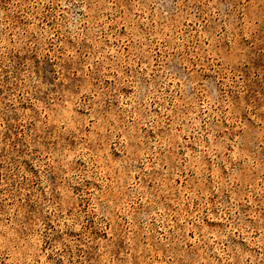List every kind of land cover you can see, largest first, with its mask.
I'll return each instance as SVG.
<instances>
[{
	"label": "rangeland",
	"instance_id": "obj_1",
	"mask_svg": "<svg viewBox=\"0 0 264 264\" xmlns=\"http://www.w3.org/2000/svg\"><path fill=\"white\" fill-rule=\"evenodd\" d=\"M0 264H264V0H0Z\"/></svg>",
	"mask_w": 264,
	"mask_h": 264
}]
</instances>
